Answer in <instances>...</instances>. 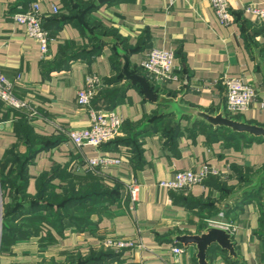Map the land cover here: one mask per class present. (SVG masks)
Returning <instances> with one entry per match:
<instances>
[{
	"label": "crops",
	"instance_id": "1",
	"mask_svg": "<svg viewBox=\"0 0 264 264\" xmlns=\"http://www.w3.org/2000/svg\"><path fill=\"white\" fill-rule=\"evenodd\" d=\"M35 3L50 37L46 54L13 19ZM249 4L264 8V0H232V19L224 25L208 0H0V70L17 78L15 94L34 111L31 115L0 101V164L10 150L21 156L36 150L24 175L12 171L15 182L35 197L45 174L53 192L66 196L84 191L86 158L121 160L119 166L92 171L101 182L119 185L118 200L70 205L69 217L60 223L41 222L38 233L0 251V264H75L78 256L107 250L111 256L92 264H170L174 258L179 264H198L195 246H183L171 236L198 234L210 225L232 234L239 255L232 259L213 244L207 253L210 264H264V138L212 126L175 109L223 111L264 126V18L244 12ZM151 48L175 55L176 78L157 84L156 100L146 98L139 84L118 77L122 54L131 71L142 73ZM89 76L103 86L89 106H79L76 94ZM225 76L256 89L248 109L235 114L226 109ZM111 108L123 120L116 137L132 139L135 149L120 141L77 147L68 139L67 130L89 126L91 109ZM159 114L164 115L157 120ZM22 123L48 143L30 148ZM202 165L216 171L202 183L180 191L161 185L173 181L177 171ZM131 182L140 187L133 207L127 193ZM11 201L0 184L1 216L3 204ZM56 208L53 204L38 213L51 216ZM107 238L133 245L115 250L104 245ZM174 245L183 248L176 257L170 251Z\"/></svg>",
	"mask_w": 264,
	"mask_h": 264
},
{
	"label": "built area",
	"instance_id": "2",
	"mask_svg": "<svg viewBox=\"0 0 264 264\" xmlns=\"http://www.w3.org/2000/svg\"><path fill=\"white\" fill-rule=\"evenodd\" d=\"M219 22L226 25L232 19L230 5L232 0H208ZM54 12H58V8L54 7ZM244 12L253 13L258 18H264V8L254 5H246L242 8ZM13 19L18 24L25 26L26 35L40 44V50L46 54L48 43L50 40L48 32L41 25V18L37 3L32 4L27 11H18L13 14ZM175 55L172 50H164L159 48H151L146 59L142 62V68L147 73L149 78L156 83H162L167 80L176 78L173 74ZM17 78L12 79L7 77L0 70V101L9 108L15 110H28L29 114L34 111L30 108L29 103L19 98L15 92ZM222 84L225 87L226 109L235 114L248 109L256 98V89L244 83L241 78L225 76L222 79ZM103 83L96 76H89L86 79L84 87L79 89L76 94V104L79 106H89L92 98L98 89L102 88ZM123 120L115 109H91L90 124L87 127L66 131V136L77 147L86 145L99 148L103 143H106L115 138L122 128ZM85 163L88 168L94 170L96 168H108L119 166L120 158L109 155H98L96 157L86 158ZM216 173L215 170L208 165H202L199 170L184 169L175 173L173 181L161 182V185L166 186L173 191H180L191 187L194 184L202 183L210 174ZM139 185L136 182H131L127 186L131 206L138 200ZM104 245L115 250L131 247L133 242L130 240L107 238ZM170 251L174 257L183 251L180 246H172ZM170 264H179L174 258Z\"/></svg>",
	"mask_w": 264,
	"mask_h": 264
},
{
	"label": "trees",
	"instance_id": "3",
	"mask_svg": "<svg viewBox=\"0 0 264 264\" xmlns=\"http://www.w3.org/2000/svg\"><path fill=\"white\" fill-rule=\"evenodd\" d=\"M135 72V71H133ZM118 77H123V73L120 71ZM142 77H144L150 85V88L154 92H160L158 88V83L151 80L147 73L143 71L138 72ZM25 110V109H24ZM23 111V110H21ZM164 114H159L156 118L161 119ZM20 128L23 129V137L28 146L34 147L35 145L47 144L45 140H41L36 136L29 133L26 129L25 124H20ZM26 132V133H25ZM115 137L112 140L103 143L100 147L107 144H116L117 141L128 143L135 149L136 142L132 139H120ZM36 150H30L26 156H21L15 151L10 150L7 153L6 160L0 164V184L2 189L7 188L12 196L11 203L3 204V213L0 215V251H3L6 246L10 243L15 242L19 239H24L30 235L38 233L41 222L49 223H60L64 218L69 217L67 209L70 205L76 204V202H86L87 204H94L97 201L104 199L116 201L119 198V185L114 184L109 186L95 175L93 170L88 168L84 172V176L81 178V186L84 188L83 192H74L73 190L66 196H60L55 194L50 186V179L47 175H43L40 179V185L38 194L35 197H30L25 193L22 185L15 182V175H24V169L26 165L33 159ZM15 175L12 171H15ZM95 170V169H94ZM67 188V187H66ZM65 188V189H66ZM80 193V196L78 195ZM57 208L53 215L39 214L38 212H47L48 208L51 209L52 205ZM2 217V218H1ZM70 217L71 214H70ZM2 220V221H1ZM77 221V219L75 220ZM49 234V231L47 232ZM101 256L107 258L111 256L110 251L96 252L91 251L85 259L76 257L75 264H92L97 260H100Z\"/></svg>",
	"mask_w": 264,
	"mask_h": 264
},
{
	"label": "water",
	"instance_id": "4",
	"mask_svg": "<svg viewBox=\"0 0 264 264\" xmlns=\"http://www.w3.org/2000/svg\"><path fill=\"white\" fill-rule=\"evenodd\" d=\"M122 58V73L125 78L128 79L131 84H139L146 98L156 100L157 93L152 91L147 80L137 72H133L129 69V63L125 54H122ZM175 109L198 117L212 126L225 127L232 132L264 138V126L228 117L223 114V111L210 114L196 108L175 107ZM171 237L175 242L183 246L194 245L198 264H210L209 260H207V253L213 244L226 250L228 256L232 259L239 257L235 250V242L232 240V234L220 226L210 225L198 234H175Z\"/></svg>",
	"mask_w": 264,
	"mask_h": 264
}]
</instances>
